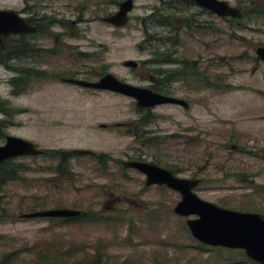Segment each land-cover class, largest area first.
<instances>
[{"label":"rangeland","instance_id":"obj_1","mask_svg":"<svg viewBox=\"0 0 264 264\" xmlns=\"http://www.w3.org/2000/svg\"><path fill=\"white\" fill-rule=\"evenodd\" d=\"M226 1L250 14L241 28L188 0H134L123 28L102 21L117 11L113 0H0V9L43 24L33 37L35 70L89 81L111 73L148 86L146 75L177 69L155 61L157 51L164 50L161 40L178 29L177 51L190 60L203 59L213 86L190 76L179 79L173 93L188 109L164 105L143 111L119 94L44 80L11 98L17 115L7 133L40 150H87L95 156L72 155L67 179L55 173L57 162L49 157L11 161L7 170H16V180L0 182V264H45V253L60 256L59 264L94 259L101 264H255L238 250L199 248L185 230V221L195 216L173 213L180 195L163 186L146 187L142 174L121 166L142 160L177 177L199 179L193 192L201 200L264 218V63L255 55L264 46V15L255 17L258 7L264 12V0ZM166 16L169 20L161 22ZM188 18L211 29H181ZM65 22L70 26L60 25ZM126 60L139 67H124ZM24 61L13 64L26 67ZM9 76L0 67L2 96ZM225 85L230 89L220 88ZM49 209L106 220L20 218Z\"/></svg>","mask_w":264,"mask_h":264},{"label":"water","instance_id":"obj_2","mask_svg":"<svg viewBox=\"0 0 264 264\" xmlns=\"http://www.w3.org/2000/svg\"><path fill=\"white\" fill-rule=\"evenodd\" d=\"M134 0H123L119 3L117 11L102 19L114 28H123L129 22L133 11ZM197 7L215 14L219 18L241 19L240 10L226 0H190ZM37 26L30 25L25 18L15 10H0V46L2 37L10 35L30 34ZM256 57L264 63V46L255 50ZM137 62L126 60L123 66L130 69L137 68ZM77 86L107 91L119 94L135 101L138 108H153L164 104L178 105L187 108L185 101L153 92L147 88L130 85L119 80L111 73H107L97 81L66 80ZM101 128L105 127L100 125ZM44 151L35 147L33 143L16 136H8L3 145H0V165L8 160L18 157H34L43 155ZM72 155H93L87 150H72ZM121 166L132 169L145 178L144 185L163 186L180 195V201L173 208V213L181 218L195 216L187 219L185 224L191 237L200 244L241 250L247 258L264 264V219L256 213L238 212L218 207L212 203L198 198L193 192L199 185L197 179L180 178L169 170L145 161L126 160ZM81 211L72 209H49L32 212L21 216L22 219L33 218H75Z\"/></svg>","mask_w":264,"mask_h":264},{"label":"flooded vegetation","instance_id":"obj_3","mask_svg":"<svg viewBox=\"0 0 264 264\" xmlns=\"http://www.w3.org/2000/svg\"><path fill=\"white\" fill-rule=\"evenodd\" d=\"M0 10H11V9H0ZM18 13L20 14V12ZM25 20L30 25L37 26V29L30 34L10 35L6 37H2V45L0 46V67L3 68V70L6 71L7 73L11 74V76H9L8 79L4 82L6 83V85L9 86L8 93L5 96L0 95V114L2 115V118L0 119V138H2L4 142L8 136H12L9 133H7V130L8 128L15 127V123L12 121V119L15 115H17V108L13 107L10 99L13 97H17L25 93H28V91L31 92L34 87L35 80H44L47 82L54 81L58 84L68 85L71 88H78L80 90L81 89L93 90V89L83 88V87L77 86L76 84L72 82L66 81V80H83V79H79L76 77H64L60 73H53V72H49L46 70L40 71V70L34 69L33 55L35 53V50L33 46V37L44 26L43 24H41L40 19H37L34 16L27 17L25 18ZM181 29H186V28H181ZM201 30H205V29L204 28L188 29L186 31L198 32ZM175 33H177L176 35L178 36L180 34L178 29H175V30L171 29V32L168 33L170 38H165L166 40H161L162 42L159 43V46L160 47L163 46L164 50L161 52L159 50L157 51V56H156L157 60L155 62L162 64V65L176 66L177 69L170 71L169 74L165 73L163 76L146 75L145 78L148 79V82L150 84L148 86H139V87L147 88V89L152 90L155 93L174 97V98L185 101L182 97L174 96V93H173L175 91L174 84L178 82L179 79L190 76L189 78L193 77L195 79H198L200 82H202L207 87H213V86H211L209 80L207 79L208 70L206 66H204L203 59H201V61L192 60V59L190 60V59L182 57V54H179L176 46H179V44L181 43V40L180 38L178 39V38L172 37V34H175ZM19 45L21 46V48H19L20 47ZM172 46H175L176 50L174 48L170 49ZM24 57H25L24 62L26 63V67H23V66L20 67V66L13 64V63H17L19 59L21 62ZM137 64H138L137 65V68H138L139 63ZM35 72L38 73L39 76L41 77L34 78ZM102 76H100L99 78H101ZM84 81H89V80H84ZM93 81H97V79L89 81V82H93ZM186 104L188 105L187 102ZM164 105H173V104H164ZM164 105H160V106H164ZM174 106H178V105H174ZM157 107L159 106H156L153 108H140V109L145 111V110H152ZM188 108H189V105L187 106V108H184V109H188ZM102 125L105 126L102 129L108 128L107 125L105 124H102ZM116 127H126V124H123V125L117 124ZM230 147L232 149H238L237 145L235 144L231 145ZM69 153L71 154V152ZM86 156L94 157L95 155L93 154V155H86ZM137 161H142V160H137Z\"/></svg>","mask_w":264,"mask_h":264},{"label":"trees","instance_id":"obj_4","mask_svg":"<svg viewBox=\"0 0 264 264\" xmlns=\"http://www.w3.org/2000/svg\"><path fill=\"white\" fill-rule=\"evenodd\" d=\"M113 3L116 4V5H118L120 3V1L119 0H113ZM258 8H257V10L255 12V14L257 13L256 16H255L256 18L264 15L263 10H260ZM241 13H242V18L241 19H232V18H223V19L224 20H228L230 23L235 24L238 28H241L242 23L247 19V17H250V14H248V13H245V12H242V11H241ZM168 20H169V17L166 16V17H164L163 21H161V22H167ZM52 23L53 22H49L47 25L50 26V24H52ZM65 23H66L65 25H63L61 23H60V25L62 27H64V28H67V27L70 26L69 22H65ZM181 28H186L187 30L188 29H201V28H204L205 30L211 29L210 27H208V28L207 27H202L201 24L194 23L189 18H188V20H186V22L183 24V26ZM176 34L177 33L172 34V37L179 39L180 38V34H179V36L176 35ZM19 48H21V46ZM35 52H36V50H35ZM40 77L41 76H39V74L35 72L34 78H40ZM221 88L224 89V90H227V89H230V86L225 85V86H221ZM44 152L45 153L43 155H41V156L49 157L53 161L57 162V165L55 167V173L60 178H64V179H67L68 177L70 178V175H72V174H71V171H70L69 161H70L72 155L69 152H65V151H61V150H44ZM12 160L13 159L8 160V161H5V162H3L0 165V175H1L0 176V182L1 183H5L7 181H14V180H16V170H14L13 168H11V170H7V167L9 166V164L11 163ZM100 161L102 162V160H100ZM84 217H86V214L85 213H81V215L78 216V217H76V218H67V219H58V220H60V222H63V223L70 222V221H73V220H77L78 221V220H85V219L86 220H89L91 222H94V223H97V221H99V222L103 221V218H100L101 216L99 217L98 215H94V216H91V217L89 216L88 218H84ZM52 219H55V218H52ZM105 220L106 219H104L103 222H105ZM185 230H188V229L185 228ZM200 247H206V248H208L209 246H206V245H203V244H200L199 243V248ZM213 248H216V247H209L208 249L211 250ZM216 249H218V251H222V252L232 251L230 249H224V248H216ZM238 251L240 252L241 256L246 261L253 262L255 264H258L256 262L250 260L249 258H247L243 251H241V250H238ZM44 255H45V258H43V259L46 261L45 264H59V262H60V256L56 255V253H53L50 256L46 255V253ZM65 261L66 260H64V263H66ZM90 264H101V261H100V259H94L92 262H90Z\"/></svg>","mask_w":264,"mask_h":264}]
</instances>
